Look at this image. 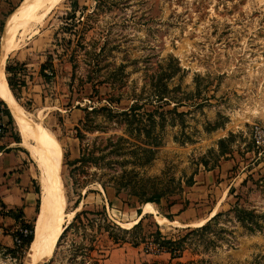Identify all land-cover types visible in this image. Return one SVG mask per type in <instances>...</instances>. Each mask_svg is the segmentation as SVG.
Here are the masks:
<instances>
[{"label": "rangeland", "instance_id": "rangeland-1", "mask_svg": "<svg viewBox=\"0 0 264 264\" xmlns=\"http://www.w3.org/2000/svg\"><path fill=\"white\" fill-rule=\"evenodd\" d=\"M20 2L0 5V42ZM4 76L28 126L61 151L73 217L42 264H264V0H63ZM5 108L0 154H27L35 194L17 228L33 227L38 163ZM153 189L168 192L153 204L166 228L142 213ZM30 246H0V264H30Z\"/></svg>", "mask_w": 264, "mask_h": 264}, {"label": "bare ground", "instance_id": "bare-ground-1", "mask_svg": "<svg viewBox=\"0 0 264 264\" xmlns=\"http://www.w3.org/2000/svg\"><path fill=\"white\" fill-rule=\"evenodd\" d=\"M63 0H24L13 14L5 19L0 47V101L9 110L15 121L19 135L33 145L26 148L32 152L37 160L39 169V207L33 225V241L29 249L30 264H42L50 258L56 248V243L73 215L64 221L60 178L58 174V160L61 151L57 143L51 140L44 132L28 124L22 108L14 100L5 76L4 62L23 42V35L44 17H46ZM19 35V36H17ZM142 213L153 215L161 228H166L169 221L157 213L152 203L142 207ZM212 217V213L205 222ZM204 222V223H205ZM137 222L129 225L134 227ZM204 223L198 225L202 226ZM127 228V227H126Z\"/></svg>", "mask_w": 264, "mask_h": 264}, {"label": "crops", "instance_id": "crops-1", "mask_svg": "<svg viewBox=\"0 0 264 264\" xmlns=\"http://www.w3.org/2000/svg\"><path fill=\"white\" fill-rule=\"evenodd\" d=\"M20 1L0 0V5L7 2L17 6ZM27 161V154L23 151L12 150L5 155L0 154V176L3 177V184L0 181V185H2L0 190L1 201L4 206L0 214V246L13 247L12 233L17 228L18 223L6 215L8 211L20 210L24 223L34 213L35 194L32 190V178L28 172L29 165H25Z\"/></svg>", "mask_w": 264, "mask_h": 264}, {"label": "trees", "instance_id": "trees-1", "mask_svg": "<svg viewBox=\"0 0 264 264\" xmlns=\"http://www.w3.org/2000/svg\"><path fill=\"white\" fill-rule=\"evenodd\" d=\"M8 17V16H7ZM6 17V18H7ZM47 67H50L51 68V66H48V64H44V65H42L41 67H40V75H41V77H46L45 76V69L47 68ZM7 73H9V74H13L14 73V70L13 69H7V71H6ZM15 75V74H14ZM12 77H14V76H12ZM6 82H7V85H8V88H9V90H10V92H11V94H12V96H13V98H14V100L16 101V99H15V97H16V95H15V91H14V86H15V83H13V81L12 80H10L9 78H7L6 79ZM165 91V88H163V90H161L160 92L159 91H157L156 93H157V95L155 96L156 97V99H157V101L158 102H160V103H166V105H167V103H168V98H166L164 95L166 94V92H164ZM17 102V101H16ZM0 103H1V105L3 106V108H5V104L3 103V102H1L0 101ZM5 105V106H4ZM136 109V107H134V108H130V110L129 111H133V110H135ZM5 114H6V116H7V118H8V121H9V123L10 122H12V118H11V116H10V114H9V112L6 110V108H5ZM131 193H133V194H136V192L134 191V190H131ZM168 192H166V191H164V190H160V189H153L152 190V192H151V196L149 197V198H146L144 201H143V203L144 204H146V203H152V204H157L159 201H160V199L161 198H163L164 196H166V194H167ZM143 204V205H144ZM138 214H140V212H138ZM8 216H10L12 219H14L16 222H19L20 220H21V218H22V212H21V214L19 213L18 214V216H16V214L15 213H13V212H8ZM78 218H80L79 216H78ZM78 220V219H77ZM214 220V219H213ZM80 221V220H79ZM78 221V222H79ZM81 222V221H80ZM212 220L211 221H209V222H207L202 228H200V230H197L196 232H205L206 230H208V228H210L211 226H212ZM24 225V224H23ZM71 226V225H70ZM70 226L66 229V230H68L69 228H70ZM25 228H27L28 230H29V232H30V234H29V236L24 240V242H23V246H22V248H25V249H28L29 248V246L31 245V243H32V241H33V227L32 226H30V227H28V226H25ZM65 230V231H66ZM165 244H169V242H165ZM90 253H92V251H93V248H90L89 250H88ZM87 258H88V260H89V264H98V262L95 260V259H93L90 255L89 256H87ZM171 259H174L173 257H171Z\"/></svg>", "mask_w": 264, "mask_h": 264}, {"label": "built area", "instance_id": "built-area-1", "mask_svg": "<svg viewBox=\"0 0 264 264\" xmlns=\"http://www.w3.org/2000/svg\"><path fill=\"white\" fill-rule=\"evenodd\" d=\"M4 112V108L0 103V118L3 115ZM5 132V129L2 128V126L0 125V137L3 136ZM258 134L260 135V138L264 139V134L258 132ZM30 232L27 228L25 227H20V228H16L13 233H12V242H13V247L16 250H20L23 246V242L24 240L29 236ZM163 253H168L165 252L164 250H161Z\"/></svg>", "mask_w": 264, "mask_h": 264}]
</instances>
